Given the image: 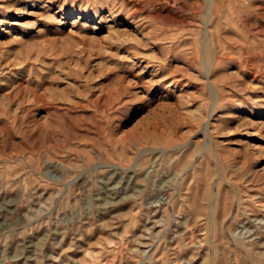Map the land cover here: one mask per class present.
Listing matches in <instances>:
<instances>
[{
    "label": "rangeland",
    "instance_id": "1",
    "mask_svg": "<svg viewBox=\"0 0 264 264\" xmlns=\"http://www.w3.org/2000/svg\"><path fill=\"white\" fill-rule=\"evenodd\" d=\"M214 1L0 0V264H264V0Z\"/></svg>",
    "mask_w": 264,
    "mask_h": 264
},
{
    "label": "bare ground",
    "instance_id": "2",
    "mask_svg": "<svg viewBox=\"0 0 264 264\" xmlns=\"http://www.w3.org/2000/svg\"><path fill=\"white\" fill-rule=\"evenodd\" d=\"M209 1H211V2H208V3H213V4H214V2H215L214 0H209ZM216 2H217V1H216ZM215 4H216V3H215ZM208 6H209V5H208ZM212 6H213V5H212ZM216 6H217V5H216ZM208 8H209V7H207V9H208ZM214 9H215V8H214ZM214 9H213V10H214ZM208 11H209V10H208ZM206 19H207V18H206ZM206 22H207V21H206ZM214 94H216V93H214ZM178 172H179V171H178ZM175 173H176V172H175ZM177 180H178V179H177ZM179 181H181V179H179Z\"/></svg>",
    "mask_w": 264,
    "mask_h": 264
}]
</instances>
